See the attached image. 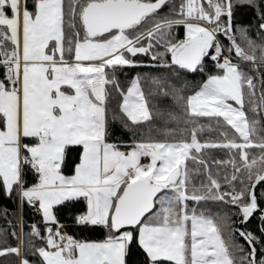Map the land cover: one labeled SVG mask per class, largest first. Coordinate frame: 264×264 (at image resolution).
I'll return each instance as SVG.
<instances>
[{
  "label": "snow or ice",
  "instance_id": "snow-or-ice-1",
  "mask_svg": "<svg viewBox=\"0 0 264 264\" xmlns=\"http://www.w3.org/2000/svg\"><path fill=\"white\" fill-rule=\"evenodd\" d=\"M169 3L0 0V189L9 195L16 190L51 224L58 223L56 205L82 199L87 210L76 223L106 231L103 241L87 242L48 227L46 246L34 252L43 264H126L133 243L144 252L146 264H237L211 210L190 208L189 202L233 205L242 224L258 212L264 220V194L258 193L264 188V135L254 139L264 132V80L257 100L253 77L233 62L238 58L255 65L259 60L264 66V43L235 25L233 0H181L172 9L179 18L157 19ZM260 16L264 39V12ZM150 20L152 26L144 28ZM174 26H183V39L173 35ZM221 34L229 41L227 48L218 39ZM138 54L177 73H203L206 62H214L219 71L191 95H180L159 78L151 82L181 103L188 122L195 125L191 118L207 117L219 124L222 118L237 136L221 131L223 140L201 142V125L185 130L190 139L183 131L177 139L176 130L166 128L163 139L150 135L130 144L110 142L109 85L121 97L118 118L124 128L134 133L153 119L142 87L148 77L137 74L122 89L115 76L118 70L140 67L134 59ZM73 148L79 160L68 176L63 168ZM252 148L259 155H250ZM205 149L227 150L228 160L212 163L231 166V175L224 177L229 190H222L213 176L202 155ZM189 161L197 167L189 168ZM201 168L206 179L197 184ZM29 171L38 182L26 187ZM235 231L250 247L239 264H264L257 260V237ZM31 235L41 233L33 226ZM6 254L20 256L21 249H0V256ZM20 264L29 261L22 258Z\"/></svg>",
  "mask_w": 264,
  "mask_h": 264
},
{
  "label": "trees",
  "instance_id": "trees-1",
  "mask_svg": "<svg viewBox=\"0 0 264 264\" xmlns=\"http://www.w3.org/2000/svg\"><path fill=\"white\" fill-rule=\"evenodd\" d=\"M170 2L173 3V7L178 9L181 0H170ZM233 4V12L235 14L233 19L235 25L247 28L257 44L264 43V39H262L260 30L258 29V24L262 22L260 13L264 12V0H255V4L251 6L243 3L242 0H233ZM173 7H171L170 4L165 5L160 10L157 19L163 17L179 18L178 16H175V13L172 11ZM152 23L153 22L150 20L144 28L151 27ZM172 32L177 39L184 38L185 29L183 26H174ZM218 38L225 48H227L229 45L227 38L222 34L218 35ZM158 50L163 51L162 48ZM257 55H259V53H257ZM134 59L141 65L140 67L135 69L124 68L123 70H118L115 73V76L122 89H126L129 86L130 80L137 74L148 77V79L142 81V87L148 98L149 108L152 112L153 119L152 121L145 122L143 125L137 127L134 130L135 135L132 131L124 128L118 118L121 97L116 90L109 85L108 87L111 96L108 103V139L110 142H123L130 144L133 139H148L150 135L156 139H163L164 137L161 133L166 128L176 130L177 139L181 137L182 131L184 132L185 137L190 139V136H187L185 130H190L194 126L201 125L204 126V131L198 133V139L201 142L223 140L221 131H227L229 138L237 136L230 126L224 125L222 118L220 119L219 124L216 118L207 117L191 118L195 121V125L188 122L189 118L183 112L181 103L178 102L172 94L164 96L151 82V78H159L166 82L168 86L179 89L180 95H191L195 90H198L199 86L207 79L208 75L216 74L219 71V69L215 67L214 62H206L203 73H177L174 69L163 67L160 65V62L153 61L151 56L138 54ZM233 61L240 62L242 70L253 77L256 85L255 98L258 100L261 95V81L264 80V66L260 64L259 60H257L255 65L250 62L241 61L238 58H234ZM109 72L111 75V70H109ZM245 92V111L249 118H251L253 114L250 111L247 102V89H245ZM169 113L176 116L178 119H170L168 115ZM114 114L117 116V119L115 120L112 119ZM260 135H264V132H258L254 139H258ZM248 151L250 155H259V149L252 148ZM202 155L204 159L208 161L213 176L221 183L222 190H229L224 177L225 175H231V166L216 165L212 163L213 160H228L229 154L227 150L205 149ZM78 160V149H70L67 156L66 166L63 168V173L68 176L72 175L74 172V165L78 163ZM188 166L191 169L197 167L192 161L188 162ZM36 179V175L29 171L25 176V186L31 187L36 183ZM202 179H206V170L203 168H201V175L196 179V183L199 184ZM236 186L237 189H239L240 185L238 183ZM258 193L264 194V188H259ZM189 207H195L198 210H211V213L216 217L217 222L223 230L224 238L226 239V242L229 243L230 251H232L233 255L236 257L237 264H239V258L242 255H247L250 247L243 238L239 237V234L235 231L236 229L251 232L257 237L258 242L255 244L257 249V260L264 259V232L261 231V228L264 227V220L261 219V214L259 212L254 214L247 223L242 224L240 223L241 217L237 214V209L230 204L219 201H202L197 204L196 202L190 201ZM86 210V202L82 199L79 201L65 202V204L62 205H56L53 208V211L58 223L51 224L43 220L42 213L37 211L35 207L29 205L26 201L20 203L19 194L16 190L9 195L4 190L0 189V249L19 247L23 257L37 264H42L40 257L34 254L35 248L40 247L46 242L47 228L51 225L56 227L58 224L67 226L72 237L76 240L87 242L103 241L106 237L105 229L100 226H82L76 223V217L86 212ZM33 226L40 231V236L31 235ZM20 229L21 239H19ZM229 229H231V239H229ZM13 232L16 233L15 236L12 235ZM235 245L243 247L244 251H238ZM0 264H19V258L15 254H6L0 256ZM126 264H146L144 252L135 243L130 246L129 252L126 256Z\"/></svg>",
  "mask_w": 264,
  "mask_h": 264
},
{
  "label": "rangeland",
  "instance_id": "rangeland-1",
  "mask_svg": "<svg viewBox=\"0 0 264 264\" xmlns=\"http://www.w3.org/2000/svg\"><path fill=\"white\" fill-rule=\"evenodd\" d=\"M170 4V6L171 7H173V3H169ZM234 17H235V14H234ZM219 39V38H218ZM220 40V39H219ZM234 63H238V64H240V62H235V61H233ZM143 163H147L148 161L145 159V160H143L142 161ZM53 214H54V211H53ZM20 226H21V224H20ZM50 227H52L53 228V230L55 231L57 228H59V230L62 232V233H64V234H66V235H69V236H72L71 235V233H70V231L68 230V228H67V226H65V225H63V224H58L56 227L55 226H53V225H51ZM19 239H21V229H20V231H19ZM21 241V240H20ZM46 246V242L44 243V244H42L40 247H45ZM18 258H19V264H20V260L23 258V259H27V258H25V257H23L22 255H20V256H18ZM41 259V263L43 264V262H42V258H40ZM28 261H29V264H37V263H35V262H32V261H30L29 259H27Z\"/></svg>",
  "mask_w": 264,
  "mask_h": 264
},
{
  "label": "crops",
  "instance_id": "crops-1",
  "mask_svg": "<svg viewBox=\"0 0 264 264\" xmlns=\"http://www.w3.org/2000/svg\"><path fill=\"white\" fill-rule=\"evenodd\" d=\"M70 176V175H69ZM19 198H20V196H19ZM20 203H22V200H21V198H20Z\"/></svg>",
  "mask_w": 264,
  "mask_h": 264
},
{
  "label": "built area",
  "instance_id": "built-area-1",
  "mask_svg": "<svg viewBox=\"0 0 264 264\" xmlns=\"http://www.w3.org/2000/svg\"><path fill=\"white\" fill-rule=\"evenodd\" d=\"M38 182V178L36 179V183Z\"/></svg>",
  "mask_w": 264,
  "mask_h": 264
}]
</instances>
